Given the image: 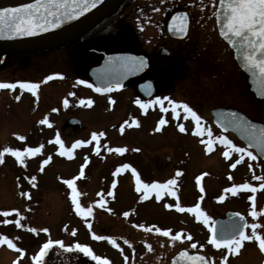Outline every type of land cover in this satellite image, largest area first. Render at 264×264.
Here are the masks:
<instances>
[{
    "label": "rangeland",
    "instance_id": "rangeland-1",
    "mask_svg": "<svg viewBox=\"0 0 264 264\" xmlns=\"http://www.w3.org/2000/svg\"><path fill=\"white\" fill-rule=\"evenodd\" d=\"M164 4L165 1L160 0L154 6L161 9ZM143 13L145 14L144 19L149 22L151 20L149 18L150 9H144ZM131 20L134 21L135 16ZM124 22L127 23V26H131L130 23ZM116 26L118 27L116 28ZM116 26L113 27V34L118 38L119 23ZM131 28L135 34V27ZM152 31L146 27L145 36L151 34ZM151 36L153 37V34ZM202 40L199 44H191L189 41L170 45L173 52L169 58L163 56L161 60L163 65H160L159 68H166L172 63L176 64L177 71L169 77L171 81L168 88L170 97L177 101L191 102L194 106H202L210 124L212 123L210 110L217 107L240 109L251 118L264 122V103L257 101L249 91L247 75L238 67L232 50L219 38L214 29L207 34L204 32ZM135 41L133 38L132 43H128L129 50H139ZM140 45L149 54L156 52L157 45L153 39L150 42L142 40ZM171 60L172 62L168 64ZM49 67L53 69L52 66ZM51 69L48 68L47 77L54 75L49 74L48 71H53ZM194 70L197 71V74L194 73ZM163 73V70L154 69L151 74L160 76ZM168 75L169 73H167ZM34 77L40 78L42 84L45 80L49 81L42 94L45 96V101L40 103V100L34 101L33 98L24 113H19L22 112L21 106L12 103L7 92H0V106L5 107L9 112L0 113V151L4 147L20 149L21 159L24 161L21 163L11 153H5L2 162H0V236H8L17 246L13 249L9 248L6 243L0 244V264H35L32 257L39 255L41 247L48 239L61 240L65 247L51 246L48 254L42 257V264H82L83 261H80L82 252L69 247L77 242L88 245L91 252L103 256L107 260L113 258L112 263L117 264L119 255L116 252L108 251L111 249L110 247V249L103 248L99 242L96 243L93 234L99 235L103 230L106 239L108 234L118 237L124 233L129 235L134 228L144 230L142 228H146V226L138 227L139 225L126 224L120 217L121 211H134L144 218L150 219L156 213L161 212L156 208L166 209L165 204L157 206L153 202L141 199V196L144 195L143 190H141V195H134L135 193H131L130 179H121V171L125 169L122 168L123 163L132 162L133 158L137 162L139 160V164L145 170L152 165H159L169 171L175 165H181L183 162L193 172L192 181H195L197 177L200 178V185L204 187V191L197 196H191L189 203H197L198 199L201 201L200 206L206 207L207 215L212 218L209 224L194 222L191 216L185 215L182 220H179L173 217L172 212L170 215L172 220L163 222V228L168 226V228L181 231L190 226L191 230H196V240L194 241L200 246L205 228H210L216 212L221 208L231 207L233 203L228 197L223 202L217 201L220 194L218 191L219 182L224 171L236 162L231 148H219L214 144L211 152L206 150V145L197 148L194 144L195 139L189 135V127L184 133H179L174 124L167 128L164 134L157 135L153 128L155 114L147 116L144 121L134 116V121L138 124L134 127H124L121 131L119 125L124 121L122 119L133 117L135 112L134 102L138 99V92L133 87L113 92L105 97L93 96V103L89 108H85L86 105H80L78 108L76 100V108L73 110L72 105L64 107L62 101L58 102L59 91L69 85L72 88L76 87L78 83L74 82L64 86V83L51 82L52 79H46L45 76L34 75ZM43 78H45L44 81ZM36 103H39L40 106H34ZM70 112L80 117L85 126L80 133L69 137L66 135L68 138H65L61 124ZM45 117L50 120V123L47 126L40 125L37 129L35 127L38 124L37 119ZM209 123L212 135H219V131ZM186 124L188 123L184 125L186 126ZM30 128L31 133L35 134L26 138L23 133H27ZM93 132L97 133L96 140L92 139ZM100 132L105 135L99 136ZM37 133H40L41 136ZM57 133L64 138L61 139L64 148L71 149L69 154L60 155V145L55 143ZM20 136L25 139L21 141ZM99 137L100 141H98ZM74 138L90 141V143L79 145L73 149L72 145L77 141ZM235 143L241 145L236 140ZM40 145L43 147L39 153L31 155L24 153L26 147H39ZM121 147L125 148V151L117 152L116 149ZM97 148L99 151H96ZM225 151L230 152L227 158L223 155ZM126 154L128 156H123ZM49 156H51L49 163L43 164L42 161ZM168 156L171 159L168 160ZM82 166L83 177L79 175ZM118 167L121 171L116 173L115 170ZM41 168L43 171L40 170ZM33 176L36 177L35 181L31 180ZM68 179H74L77 200L81 207L85 209L92 207L91 216L86 213L81 215L76 211L72 202V189L64 182ZM114 182L115 187H113ZM121 188H129L130 192L123 191ZM195 189L197 188L195 187ZM201 197L203 198L201 199ZM195 198L197 199L195 200ZM97 200H102L104 206L96 204ZM109 208L111 211H108ZM4 213L7 215L5 216ZM33 228L37 231H31ZM45 228L48 229V232L42 231ZM132 232L137 237L138 233ZM178 247L179 245L168 251L164 249L150 250V252L143 253L144 260L154 264L155 262L168 264L169 258ZM18 249L24 250L23 255ZM209 254L214 256L210 250Z\"/></svg>",
    "mask_w": 264,
    "mask_h": 264
},
{
    "label": "flooded vegetation",
    "instance_id": "flooded-vegetation-1",
    "mask_svg": "<svg viewBox=\"0 0 264 264\" xmlns=\"http://www.w3.org/2000/svg\"><path fill=\"white\" fill-rule=\"evenodd\" d=\"M159 1L160 0H120L119 4L109 13H107L103 17V19H101L98 23L91 26L87 30H83L79 34H74L71 36H65L63 38L56 39L54 41L55 43L48 48L24 52H12L6 55L3 59H1L3 52L0 50V82H33L39 85L35 94H33V92L27 88L21 89L19 85H17V87L12 90L0 89V92H7L11 102L15 105L17 104L21 106L22 112L19 113H24V111L31 104L33 98L34 101L40 100V103L45 101V96H42V94L43 90H45V87L48 86L46 83L49 81L45 80V82H43L42 84L40 83V78L37 79L34 77V75L40 77H47V70L48 68L51 69L49 66H52L53 69L51 70L53 71H48L50 72L49 74H54L48 76L52 77L51 82H62L64 83V86L74 82L78 83L76 87L72 88V86L69 85V87H66L64 90L59 91L58 102L62 101L64 107H66L64 104V100L67 99V106L71 107L72 105L73 110H75V101L77 100V105L79 106L78 108H80V105H86L85 108H89L90 106H92L93 103L92 102L91 104H89V100L92 101V98L96 97L97 95L100 97L107 96L99 94L94 90L89 76V69L92 66L98 64L103 58V53L101 51H131L136 53H143L149 58L151 67L140 77L127 81L125 87L122 89L124 90L129 87H133L138 92V99H136L134 102V115L129 119H122L125 121L122 127H134V125H136L135 123H133V121L135 120L134 116L144 121V118H147V116L155 114L156 118L154 120L155 122L153 124V128L154 133L156 132L157 135L164 134V131L167 128L173 126L172 124H174V127L177 128L179 133H184L179 130L178 124L188 123L186 124V126L184 125L185 129L189 127V135L195 139L194 144L197 146V148L206 145L202 144L201 140L203 139L207 141L209 139V137L207 136V131H205V135L203 137L195 134L193 131V129L195 128V122L192 121L190 116L185 119V113L182 109L177 110L178 115H173L171 111V106L167 100H163V105L157 103H150V101H155L156 97H161L162 99L164 97H168L170 100H174L173 97H170L168 88L170 87L169 83L171 82L169 77L177 71L176 64L172 63L166 68H159L160 65H163L161 60L163 56L165 58H169V56L173 52V49L169 47L170 45L172 46L178 42L182 43L189 41H191L189 42L191 44H199L203 41L202 39L204 36V32L205 34H207L209 31L211 32L214 29L218 33L215 14L219 0H163L165 1L164 6H161V9L155 8V3ZM135 4L136 6H134ZM146 8L150 9L149 18L151 20L149 22L144 19L145 14L143 13V11ZM175 15H177V17L186 15L188 21L185 29V36L182 38H178L172 35L171 30L169 29L170 21ZM134 16L135 20L132 21L131 19ZM124 21L130 23L131 26H127V23H125ZM175 22H177L179 26V21L176 20ZM117 23H119L120 28L118 38H116V36L113 34V27H115ZM117 27L118 26H116V28ZM131 27H135V34L133 33V29ZM146 27H149V29L153 30L151 33L153 34V37L151 36V34H147L145 36ZM133 38L138 42L137 43L135 41V44H138L137 49L139 50L135 51L129 50L127 48L128 43L131 44ZM152 39L156 41V52H154L153 54H149L148 52H146L145 49L141 48L140 44L142 40L150 42L152 41ZM163 49L166 50L165 53H162ZM171 62L172 60L169 61L168 64H170ZM54 64L56 65L53 66ZM154 69H157V71L163 70L164 73L160 76L153 75L151 73ZM167 73H169L168 76ZM194 73L197 74V71L194 70ZM146 78H151L154 84V92L148 98L145 97L137 88V83ZM44 79L45 78H43L42 80L44 81ZM80 81H86V83L81 84ZM78 94L79 97L77 98ZM17 96H19L20 98L16 99ZM79 100H83L84 103L81 104ZM137 101L144 102L145 104H147V107L142 108L140 104L137 103ZM182 102L187 103L197 112V114L201 117L202 125L207 130L209 128V121L207 120L208 116L207 113L202 110V106H194L191 102ZM36 105L40 106L39 103H36L34 106ZM163 108H167L168 111H163ZM1 112L9 113L8 111H6L5 107L0 106V113ZM42 115L45 116L44 114ZM72 118L79 119L80 123H71L70 121ZM162 118L167 120V123L165 125L160 126L159 130H157L158 122ZM41 119L42 118L37 119L38 124L37 126H35L37 127V129L40 125L47 126L50 123L49 122L48 124H39ZM140 119H138L139 122ZM211 120L212 123L209 124L214 125V128H216L220 133L219 135H212L213 138L219 136H226L238 147L247 148L245 144L239 139H237V137L233 133L223 132L221 129H219L214 124L213 117H211ZM84 126L85 125L83 124L81 118L75 115L73 112H70L64 122L61 124V129L65 138H68L69 136H75L76 133H80L81 131H83ZM209 129L212 130L211 128ZM31 131L32 130L30 128V130L27 132L28 134L23 133L25 134L26 138H30V135L35 134L31 133ZM37 135L41 136L40 133H37ZM66 135L68 137H66ZM60 138L64 139L61 136ZM98 139V141H100L101 138L99 137ZM235 140L238 141L241 145H239L238 143L236 144ZM214 146H217L219 148L225 147L226 149L231 148L226 143L221 144L219 140L215 139ZM247 149L251 151L253 155L256 156V159L252 160L250 157L245 156L244 159L239 164H237L235 168H226L219 182L220 187L218 191L220 192V194L217 197V201L223 202L228 197L230 201H233V203L231 204V207L225 209L221 208L218 212H216V216L212 221V225L215 219H223L227 216L229 212L239 213L241 216L244 217L245 222H247V224L249 225V227L245 228L246 234H252V229L250 225L252 223H256L259 225V227L257 228V232L261 236H264V212H261V209H264V189L259 188V184L264 181H257L254 179L255 176H264V160H262L258 155H256L253 150L249 148ZM231 152L236 157V161L240 159V153H237L232 150ZM123 156H128V154ZM170 156H168V160L171 159ZM133 159L132 160L134 162H124L123 165L128 164L130 165V167L121 171V179L125 180V178H129L131 181V193H135L134 195H141V191L138 192L136 190V174H138L140 176V179L144 183L149 184L153 182L166 183L169 179L175 178L176 185H174L171 190L176 192V196L169 195L166 192L162 191L160 193V198L157 199L156 192L153 191L147 193V196L144 198L145 201L153 202L157 206L163 204H165V206L169 204L172 205L171 209L167 207L166 209L156 208L160 209L161 212L156 213L150 219L148 217L144 218L141 214L135 213L134 211H121L120 217H122V220L125 221L126 224H130L131 226H146V228H142L144 230L138 228H134L132 230L138 233L136 235L137 237H135L133 235V232L131 231L129 235L124 233L119 235L118 237H114L108 234L106 235L105 240L95 239V242H99L100 245H103V248L110 247L111 249L109 248L110 250L108 251L116 252V254L119 255L117 264H154L153 262H146L144 260L143 253H147L150 252V250L153 251L156 249H164L168 251L170 249L176 248L177 245H179V247L169 258L170 260H168V264H170L172 257L182 249H187L190 252L204 253L207 256L210 264H221L225 256H227L228 259L224 262V264H264V251L260 249L259 242L255 239H253L252 241L243 242L241 248L237 252L229 253L226 247L221 246V248H216L210 243V239L212 237L211 227L209 229L205 228V234L200 241V246L194 241L196 240V230H191L190 226L184 228L183 231L171 229L168 228V226L163 228V222H166V220H172V217H170L172 213L173 217H176L179 220H182L185 215L188 217L191 216L194 222H203V219L196 218V214L194 212L187 211L189 207H194L197 203H201V201H198L199 199L197 200V203H189L191 202V196H197V194L199 193L202 194V192L200 191L202 187L200 185L201 182L197 181L196 178L195 181H192L193 172L183 162L181 165H175L169 171L165 170V167H159V165H152L151 167L145 170L143 169L141 164H139L138 159V162L135 158ZM133 168L136 169V174L132 172ZM177 172L180 173L178 176ZM229 176H231V179H229ZM244 183H249L253 185V187H255L257 190L253 192L251 189H239L236 190L234 194L225 191L226 189L231 188L235 184ZM195 187L197 189H195ZM121 190L130 192L129 188H121ZM220 196H224V199L220 200ZM250 196L253 197L252 200L249 199ZM196 199L197 198H195V200ZM177 203H179L181 207L185 208L184 212H180L176 208ZM253 205L255 207V210L259 213V215H257L256 217H253L251 215ZM201 210L207 214L206 207H201ZM125 212L129 213V215L125 216ZM157 228L168 229L169 235L165 236L163 232H157ZM177 232L180 233L179 239L174 238ZM103 233L104 231L102 230V233H99V235L96 234L95 236L104 237ZM189 236H191V240L188 239ZM108 237H111L113 240H115V243H112V240L107 239ZM125 241H128V243H125ZM192 244H196V247L193 248L191 246ZM201 245H203V247H201ZM209 250L214 254V256L212 254H209ZM92 255L99 256L94 254V252H92ZM99 257L101 259L99 261H96L93 260L92 257L87 253L82 252L80 261H83L82 264H104V261L107 259L103 256ZM112 259L113 258H108V264H113ZM155 264L157 263L155 262Z\"/></svg>",
    "mask_w": 264,
    "mask_h": 264
},
{
    "label": "snow or ice",
    "instance_id": "snow-or-ice-1",
    "mask_svg": "<svg viewBox=\"0 0 264 264\" xmlns=\"http://www.w3.org/2000/svg\"><path fill=\"white\" fill-rule=\"evenodd\" d=\"M96 3H99V0H33L30 4H24L20 5L18 7H0V35H3L5 33L11 34V35H31L35 31H44L47 30V27L55 28L59 26L60 24L64 23L65 20H72L76 16L81 15L83 12H86L89 10L90 7H94ZM219 6L220 10L217 12V15L220 19H222L223 23L220 28V34L224 37H226L233 45H235L237 42L241 45H244L247 47L248 51H245L244 57H245V67H249L252 70L258 69L259 70V80L261 87L264 88V0H219ZM174 20L179 21V31L184 32L186 29V15L174 17ZM175 27V25H174ZM257 53H259V57H257ZM110 60H117L121 59L124 60V67H136V68H142L144 67V60L143 58H109ZM253 74L255 75V71H253ZM52 77H47L46 79H51ZM81 84L86 83V81H80ZM19 85L21 89L27 88L30 91L35 94L36 90L38 89L39 85L37 83L33 82H15V83H5L0 82V89H8L12 90L15 89ZM117 87H120L119 83L116 84ZM111 89V86L109 88L101 89L100 87L96 88L97 92L101 91H109ZM262 95H264V91L261 92ZM20 97L17 96L16 99H19ZM163 100H167L171 106V111L173 115H178L177 110L182 109L185 113L184 118L187 119L189 116L191 117L192 121L195 122V128L193 129L194 133L203 137L205 135V131H207V136L209 139L207 141L201 140L202 144H206V150L208 152L213 151V144L214 139L219 140L221 144H227L231 147L232 151H235L237 153H240V159H238L235 163L231 165L232 168H235L237 164H239L245 156L250 157L252 160L256 159V156L253 155L251 151H249L247 148L238 147L235 145L230 139H228L226 136H219L213 138L212 132L210 129H205L204 126L201 123V117L197 114V112L190 107L187 103L184 102H177L174 100H170L168 97H164L163 99L161 97H156L155 101H150V103H157L163 105ZM81 104L84 103L83 100L80 101ZM89 104L92 103L91 100L88 101ZM137 103L140 104L142 108H146L147 104L141 101H137ZM65 106L68 104V100H64ZM53 111H56L53 109ZM163 111L167 112V108H163ZM233 120L232 123L237 127H246L249 128L250 131V138L255 139L257 142V145L261 148H264V131L261 132L259 136L256 135L254 129L255 125H247L243 122H240L239 120L235 119L234 114H232ZM41 124H48L49 121L47 120V117L42 119L40 121ZM127 123V122H126ZM133 123L138 124V122L133 121ZM167 123V120L160 119L157 125V130H159L160 126L165 125ZM178 128L181 132H185V126L183 123L178 124ZM121 131H123V127H121ZM105 133L100 132L99 136H104ZM19 139L23 141L25 137L20 136ZM92 139H97V133H92ZM55 143L60 145L61 151L60 155L64 156L71 152V149H65L63 141L60 138L59 133H57L55 137ZM90 143V141H82L77 140L72 145V148H76L79 145ZM43 145H40L39 147H26L24 149V153L27 154H36L41 151V148ZM96 151H99L97 148ZM111 151V149H109ZM117 152L123 153L125 151V148H117ZM5 153H11L13 156H15L21 163L24 161L21 159L22 153L20 149L11 148V147H4L2 151H0V162H2L3 156ZM223 155L227 158L230 155L229 151H225ZM51 160V156H49L47 159L43 160V164H48ZM123 168L127 169L130 167L128 164L122 165ZM43 171V168L40 169ZM116 173H119L121 169L118 167L116 170ZM132 172L136 174V169L133 168ZM180 173L177 172V176ZM81 177L84 176L83 166L81 167V171L79 173ZM36 177H31V180L35 181ZM199 177H197V181H199ZM229 179H231V176H229ZM255 180L257 181H264V176H255ZM71 189H72V202L76 207V211L80 213L81 215H84L85 213L89 216L92 215L93 209L92 207L88 208H82L79 201L77 200V190L76 185L74 183V179H68L64 181ZM136 190L140 192L143 190L144 195L141 196V199H144L147 196V193L149 192H156L157 199L160 198V193L166 192L169 195L176 196V192L172 191V187L176 185V179H169L166 183H157L153 182L151 184L144 183L138 174H136ZM113 187H115V182L113 183ZM259 188L264 189V182L259 184ZM239 189H251L253 192H255L257 189L253 187V185L249 183L244 184H235L231 188L226 189V192L235 193L236 190ZM201 192L204 191L203 187L200 189ZM22 195H25L22 193ZM111 195V193H109ZM203 197H201L202 199ZM220 200L224 199V196L219 197ZM250 200L253 199V197H249ZM96 204L100 205L101 207L104 206V202L102 200H97ZM166 207L171 208L172 205H166ZM176 208L180 212H184L185 208L181 207L179 203L176 204ZM108 211H111L109 208ZM188 212H194L196 214L197 219H203V222L205 224H209L211 221V216H208L206 213H204L201 210L200 204L197 203L194 207H189L187 209ZM261 212H264V209H261ZM6 216L7 213H4ZM125 216H128L129 213L125 212ZM235 215L240 216L239 213H236ZM251 215L253 217H256L259 215V213L255 210V207L253 205V210L251 212ZM240 220L244 221V217L240 216ZM19 224V221H17ZM91 227V225H89ZM138 227H144L143 225H139ZM212 228V237L210 239V243L214 245L216 248H221V246H224L227 248L229 253L237 252L243 242L245 241H252L255 239L259 242V247L262 251H264V236H261L257 232V228L259 227L258 224L252 223L250 225L252 229V234H246L245 228L249 227L247 222L239 223L232 227L231 231L227 235L219 236L216 231L215 225L210 226ZM31 231L36 232L37 230L35 228L31 229ZM42 231L48 232V229L45 228ZM157 232H163L165 236L169 235L168 229H156ZM73 235L75 233L73 232ZM94 238L97 240L105 239L104 237L95 236L93 234ZM175 239L180 238V233L177 232L175 234ZM107 239L112 240V243H115V240H113L111 237H108ZM189 240H191V236L188 237ZM7 244L9 248L15 249L17 246L13 243L11 239H9L8 236H0V244ZM125 243H128V241H125ZM53 245H59L60 247H65L63 241L61 240H52L48 239L47 242L43 244V246L40 249V255H36L32 257V260L35 261V264H42V257L46 255V250H48ZM193 248L196 247V244L191 245ZM70 248H75L76 250H79L81 252L87 253L92 257L93 260L99 261L101 258L99 256L92 255L91 249L86 244L81 243H75L74 245L69 246ZM203 247V245H201ZM23 255L24 250L18 249ZM180 256L184 258L185 261L190 262V264H207L205 261V258L200 255H189L187 252H181ZM228 257L225 256L221 262V264H224L225 261H227ZM104 264H108V261L105 260Z\"/></svg>",
    "mask_w": 264,
    "mask_h": 264
},
{
    "label": "water",
    "instance_id": "water-1",
    "mask_svg": "<svg viewBox=\"0 0 264 264\" xmlns=\"http://www.w3.org/2000/svg\"><path fill=\"white\" fill-rule=\"evenodd\" d=\"M33 0H0V7H18L24 4H30ZM120 0H99V3H96L94 7H90L88 11L83 12L81 15L76 16L72 20H65L64 23L59 26L52 28L47 27V30L44 31H35L31 35H11L5 33L0 35V50L3 52L1 59H3L6 55L12 52H24L30 50H39L52 46L56 39L63 38L65 36H71L74 34H79L83 30L89 29L91 26L98 23L103 17L109 13L112 9H114ZM220 10L219 2L216 9V23L219 36L222 38L224 42L228 44V46L232 49L234 59L239 66V68L247 75V83L249 91L252 92L257 100L264 101V95L261 94L264 91V88L261 87L259 80V70H252L249 67H245V51H248L247 47L239 44L238 42L233 45L226 37L220 34V28L222 26V19H220L217 15V12ZM174 17H177L175 15ZM173 17V18H174ZM171 19L169 24V29L171 30L172 35L182 38L185 36V31H179L178 23L176 20ZM186 18V25H187ZM175 25V27H174ZM103 53L102 60L92 66L89 69V76L91 78V82L96 90L97 87L101 89L109 88V91H101L99 93H108L113 90H119L125 87L127 81L131 79H135L140 77L143 73H145L150 67L151 63L146 55L143 53H134L131 51H111ZM166 50L163 49L162 53H165ZM143 58L144 67L136 68V67H124V60H110L109 58ZM257 57H259V53H257ZM255 71V75L253 74ZM119 83L120 87H117L116 84ZM138 90L145 96L149 97L154 92V84L151 78H146L137 83ZM210 113L213 116L214 123L224 132H232L236 135L238 139L245 143L247 148L253 149L256 154L264 160V148H261L257 145L255 139L250 138V129L246 127H237L232 123L234 114L235 119L243 122L247 125H255V133L257 136L264 131V122L255 120L251 118L246 113L242 112L239 109L231 108V107H217L210 110ZM71 123L79 122V119L72 118ZM124 124V121L120 123V127ZM236 213L229 212L227 216L223 219L217 218L214 221V225L216 231L219 236L227 235L233 226L243 223L244 221L240 220V216L235 215ZM48 250H46V255L48 254ZM181 252H187L189 255H200L205 258L207 264L209 260L204 253L201 252H190L187 249H182L177 252L173 258L171 259L170 264H190V262L185 261L184 258L180 256ZM45 256V255H44Z\"/></svg>",
    "mask_w": 264,
    "mask_h": 264
}]
</instances>
